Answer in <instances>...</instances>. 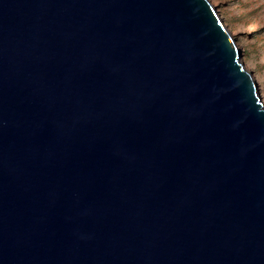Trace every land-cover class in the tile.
Returning <instances> with one entry per match:
<instances>
[{
  "label": "water",
  "instance_id": "water-1",
  "mask_svg": "<svg viewBox=\"0 0 264 264\" xmlns=\"http://www.w3.org/2000/svg\"><path fill=\"white\" fill-rule=\"evenodd\" d=\"M0 264H264V103L210 0H0Z\"/></svg>",
  "mask_w": 264,
  "mask_h": 264
},
{
  "label": "rangeland",
  "instance_id": "rangeland-1",
  "mask_svg": "<svg viewBox=\"0 0 264 264\" xmlns=\"http://www.w3.org/2000/svg\"><path fill=\"white\" fill-rule=\"evenodd\" d=\"M231 31L264 103V0H210Z\"/></svg>",
  "mask_w": 264,
  "mask_h": 264
}]
</instances>
